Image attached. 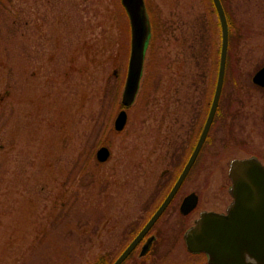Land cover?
<instances>
[{"label":"rangeland","instance_id":"374dc122","mask_svg":"<svg viewBox=\"0 0 264 264\" xmlns=\"http://www.w3.org/2000/svg\"><path fill=\"white\" fill-rule=\"evenodd\" d=\"M1 1L0 264H87L89 218L143 217L165 164L159 156L154 164L147 162L157 156L156 139L185 126L192 129L191 117L181 128L185 120H173L175 115L194 105L187 115L200 116L196 109L210 104L219 47L218 32H209L212 5L210 0H146L156 30L126 124L116 132L112 121L122 107L129 54V26L120 1ZM228 4L247 34L232 48L219 106L224 111L232 104L242 111L234 122L241 130L235 136L264 162V92L248 85L264 63V0ZM202 17L203 51L197 37ZM231 69L241 103H234ZM103 143L111 155L99 163L94 154ZM222 147L218 173L191 177L184 189L194 188L197 180L199 209H220L230 201L219 185L226 183L228 160L246 154ZM132 160L144 166L134 171ZM160 195L155 190L154 200ZM165 216L168 233L186 225L174 207Z\"/></svg>","mask_w":264,"mask_h":264},{"label":"flooded vegetation","instance_id":"af4514ba","mask_svg":"<svg viewBox=\"0 0 264 264\" xmlns=\"http://www.w3.org/2000/svg\"><path fill=\"white\" fill-rule=\"evenodd\" d=\"M210 2L212 5V19L209 21V32H213V29H216L219 37L216 73L217 78L220 60L219 56L221 46V25L214 3L212 0H210ZM223 9L228 28V46L225 62L226 71L227 64H232L233 58L231 51L236 44L238 36L236 31L237 22L234 10H232L231 5H229L228 3L227 12L225 10L224 5ZM204 22V18L202 17L201 23L198 26L197 37L199 40L198 45L201 51H203L205 47L204 37L206 29ZM246 34L247 33L245 32L244 35L242 34V36L238 38L241 40V38L243 39ZM211 53L213 55V47ZM262 65H264V63ZM260 67L261 66H259L253 71L250 77L251 83H249L248 85H252L264 90V87L257 85L252 81L253 74ZM229 74L235 86L237 75L234 71H232V69ZM234 91L236 93V90ZM193 106L194 105L188 106V110L185 108L184 110H182L181 107V112L183 114H181V116L175 115L173 119L177 120L178 118H182L183 120H185V122L183 121L181 123V128H183V125L187 123V119L191 117V125L193 126L192 129L190 128L189 130V128H186L185 126L184 129H180L181 132H179L180 130L170 131L169 136L171 137L169 138H163L161 140L156 139L153 149L156 151L155 153L157 154V156L155 159L148 160L147 162L149 164H154L156 161H158L160 157L161 161L163 160V163L165 164L160 170L159 177L153 182L151 189L152 199L150 198L152 201H147V204L153 205L148 211H146L144 216H134L132 218L108 217L104 214L102 216H93L89 218L90 220L88 222V225L86 226L84 236L85 249L87 255H89L87 264H113L115 260L119 257V255H121V253L139 235L140 231L150 220V218L160 206L168 192L174 186V184L178 180L179 175L187 164L192 152L194 151L196 143L199 140L201 131L203 129L205 120L207 118L208 112L210 110V104L207 105L206 109L205 106L202 107L201 105L199 106V109H196V111L198 110V112H200V116L197 114L194 116H191L190 114L187 115V113L194 112L195 108H193ZM121 108H119L117 112ZM222 108L223 107L219 105L216 107L206 136L203 139L193 162L187 170V173L178 185L174 195L172 196L168 204L165 206L163 211L160 213V215L157 217V219L146 229V231L142 234L138 241L133 245V247L130 249V251L121 261L120 264H211L208 262V256L204 251H191L187 248V243L184 237L185 232L194 224L195 220L203 211H213L223 214L226 213L227 207L229 206L232 200V197L229 192L231 180L228 174L229 165L232 159L248 158L253 156L256 157L264 165V162L259 158V156L256 154H251V152L245 147V143L237 139V137L235 136L237 133H240L241 130L240 128L236 127V123L234 122L239 116H241V114H243L242 111L237 110L236 107L232 104L227 106V110L222 111ZM225 118L227 119V121H225ZM252 120L256 122L255 119ZM260 122L264 124V117L262 120H260ZM252 124L255 125L256 123ZM239 127L244 128L243 125ZM194 129H196V131ZM221 130L223 131L222 136H220ZM162 143H164L163 146ZM220 143L223 145V147L221 148L223 151L226 148H235L240 151L242 150L246 155L243 157L235 156L228 160V166L225 171L226 183H220L219 185V190L222 195L226 197L227 193V197L230 198V201L228 203L226 202L225 204H222V207L220 209H199L198 207L200 206V202L202 201V190L198 187L197 180H195L196 186L194 188H190L187 191H184V189H186L188 179L191 177H196L197 179V177L208 176L210 178L216 173H218L220 168ZM102 145L107 147L105 143L101 144L100 146ZM110 155L111 151L109 149V157ZM163 155H165V158H163ZM109 157L101 163L107 162ZM94 158L96 160L95 154ZM143 166L144 164L143 162L141 163L140 160H132L131 167L132 169H134V171H139L140 168H142ZM203 188L204 187H202V189ZM155 190L161 191V195L156 200H154ZM189 194H192V196L195 197V204L193 207L190 208L188 207V204H185V206L181 204L183 199ZM143 204H146V202H144ZM171 207H174V210H177L178 217L180 218V220L186 222V225H184L180 232L177 233H168V227L166 226L170 223V219L167 218L165 215ZM184 207L189 209L185 210ZM195 212L196 214H193ZM103 226L106 228L105 232L99 234V231L103 228Z\"/></svg>","mask_w":264,"mask_h":264},{"label":"water","instance_id":"95a60500","mask_svg":"<svg viewBox=\"0 0 264 264\" xmlns=\"http://www.w3.org/2000/svg\"><path fill=\"white\" fill-rule=\"evenodd\" d=\"M221 25V49L216 85L199 140L178 180L168 192L160 206L146 223L139 235L119 255L113 264H120L146 229L157 219L168 204L178 185L193 162L206 136L222 90L227 50L228 29L220 0H212ZM129 23V54L122 87L120 109L114 120L113 129L121 131L127 121L125 108L132 105L139 89L145 53L150 40L151 27L144 0H120ZM252 81L264 87V65L252 76ZM95 157L103 162L109 157L106 146L97 148ZM232 200L226 213L203 211L194 224L185 232L187 248L204 251L211 264H264V165L256 157L235 158L229 165ZM189 208L195 197L189 194L182 201ZM184 207V209H189Z\"/></svg>","mask_w":264,"mask_h":264},{"label":"trees","instance_id":"16d2710c","mask_svg":"<svg viewBox=\"0 0 264 264\" xmlns=\"http://www.w3.org/2000/svg\"><path fill=\"white\" fill-rule=\"evenodd\" d=\"M221 2L224 5L225 10L227 12V3H228V0H221ZM145 4L147 6V10H148V13H149V9H148V5H147L146 0H145ZM4 8H5V4H4L3 1L0 0V15L2 14L1 12L4 11ZM149 19H150V15H149ZM150 22H151V28L153 29V32H154V30H156V28L153 27V26H155V24H153V19H152V21L150 19ZM244 28L245 27H243V32H244ZM236 31H237V36L238 37L242 36L243 33L241 31V26L239 24H237V26H236ZM153 32H152V36H151V41H153V35H154ZM234 87H235V90H236L234 103H241L242 101L239 100L241 98V92H240V88L238 86V80H236V85ZM251 87H253L254 89H258L261 92H264L263 89L257 88V87L252 86V85H251Z\"/></svg>","mask_w":264,"mask_h":264}]
</instances>
